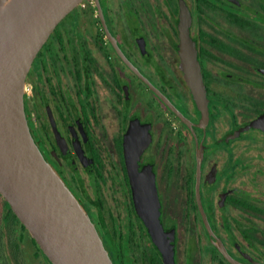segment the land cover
I'll list each match as a JSON object with an SVG mask.
<instances>
[{
  "label": "flooded vegetation",
  "instance_id": "1",
  "mask_svg": "<svg viewBox=\"0 0 264 264\" xmlns=\"http://www.w3.org/2000/svg\"><path fill=\"white\" fill-rule=\"evenodd\" d=\"M30 76L34 138L115 264H166L136 204L132 128L174 264H264V0H83Z\"/></svg>",
  "mask_w": 264,
  "mask_h": 264
},
{
  "label": "water",
  "instance_id": "2",
  "mask_svg": "<svg viewBox=\"0 0 264 264\" xmlns=\"http://www.w3.org/2000/svg\"><path fill=\"white\" fill-rule=\"evenodd\" d=\"M83 0H0V194L51 264H115L98 227L55 172L31 130L29 72L58 24ZM182 57L194 92L199 62L184 15ZM130 129L126 161L136 204L166 264H174V232L163 230L154 174L135 173L139 135ZM148 171V169H147ZM148 171V172H150ZM151 178V179H150Z\"/></svg>",
  "mask_w": 264,
  "mask_h": 264
},
{
  "label": "rangeland",
  "instance_id": "3",
  "mask_svg": "<svg viewBox=\"0 0 264 264\" xmlns=\"http://www.w3.org/2000/svg\"><path fill=\"white\" fill-rule=\"evenodd\" d=\"M32 88L33 78L29 77L27 81L26 101L28 103L30 118L32 107ZM3 198L0 196V264H15L12 260L11 251L9 247V219H6L7 207L2 202ZM14 233L20 242L21 252L26 260V264H47L43 255L38 250L37 244L32 241L29 232L23 230L20 224L14 227Z\"/></svg>",
  "mask_w": 264,
  "mask_h": 264
},
{
  "label": "trees",
  "instance_id": "4",
  "mask_svg": "<svg viewBox=\"0 0 264 264\" xmlns=\"http://www.w3.org/2000/svg\"><path fill=\"white\" fill-rule=\"evenodd\" d=\"M2 202H3L4 206L7 207L6 219H9V224H8L9 225V227H8V229H9V247H10V251H11L12 260L15 264H26V260L24 259L22 252H21L20 242L18 241V239L14 233V227L17 224H20L21 228L23 230H25L26 232H27V229L23 225H21L18 218L11 211V209L7 205V203L4 200H2ZM32 241L36 244V242L33 239H32ZM38 250L41 252L39 247H38ZM41 254H42V252H41ZM46 263L51 264L50 262H47V261H46Z\"/></svg>",
  "mask_w": 264,
  "mask_h": 264
},
{
  "label": "built area",
  "instance_id": "5",
  "mask_svg": "<svg viewBox=\"0 0 264 264\" xmlns=\"http://www.w3.org/2000/svg\"><path fill=\"white\" fill-rule=\"evenodd\" d=\"M26 92H27V85H26Z\"/></svg>",
  "mask_w": 264,
  "mask_h": 264
}]
</instances>
